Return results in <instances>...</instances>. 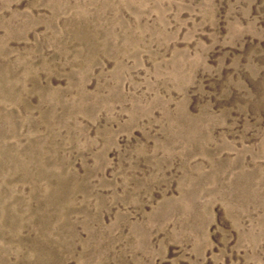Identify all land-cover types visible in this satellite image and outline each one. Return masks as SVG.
<instances>
[{"label":"rangeland","instance_id":"obj_1","mask_svg":"<svg viewBox=\"0 0 264 264\" xmlns=\"http://www.w3.org/2000/svg\"><path fill=\"white\" fill-rule=\"evenodd\" d=\"M0 264H264V0H0Z\"/></svg>","mask_w":264,"mask_h":264}]
</instances>
